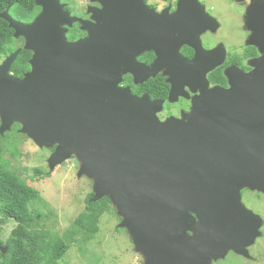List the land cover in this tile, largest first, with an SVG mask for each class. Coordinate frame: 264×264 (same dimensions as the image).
Returning a JSON list of instances; mask_svg holds the SVG:
<instances>
[{"label": "water", "instance_id": "obj_1", "mask_svg": "<svg viewBox=\"0 0 264 264\" xmlns=\"http://www.w3.org/2000/svg\"><path fill=\"white\" fill-rule=\"evenodd\" d=\"M91 1L102 8L89 12V21L59 11L58 0H37L42 11L30 23L14 19L9 8L0 13L13 37L24 39L0 63V135L17 123L35 146L54 148L50 170L74 157L78 177L92 181L90 202L109 198L142 264H211L229 250L248 256L258 225L235 218V193L264 191V57L248 74L227 70L229 87L193 98L185 121H159L160 108L148 96L118 87L123 74L137 70L147 79L165 63L179 73L206 74L221 61L203 62L194 44L196 57L182 59L177 50L188 41L181 38L165 46L162 32L177 30L170 25L177 11L163 26L164 14L143 0ZM76 21L87 36L68 42L62 27ZM22 50L31 52L30 69L15 78L10 69ZM143 51L156 56L150 66L135 60ZM174 81L171 75L170 96ZM220 170L238 182L222 198L211 194L210 177Z\"/></svg>", "mask_w": 264, "mask_h": 264}, {"label": "flooded vegetation", "instance_id": "obj_2", "mask_svg": "<svg viewBox=\"0 0 264 264\" xmlns=\"http://www.w3.org/2000/svg\"><path fill=\"white\" fill-rule=\"evenodd\" d=\"M36 1L34 0L32 19L23 23H30L41 13L42 7ZM143 1L155 13L164 14L167 22H163V26L169 24L170 20L173 19L174 13L177 11V21L170 22V25L177 26V30L170 31L164 28L162 32L163 42L166 43L165 46H167L168 42H172L173 39L179 40L181 38V42L188 41L183 42L177 50L182 59L191 61L196 57L197 50L191 45L194 44L200 46L203 62L221 61L218 66L206 74H202L200 71L196 75L191 74L190 71L179 73L168 67L167 63L164 64L154 77L147 79H143V76L137 70H135V74H123L118 87L121 89L127 88L137 98L148 96L160 108L156 113L159 121H165L170 117L185 121V115L191 111L193 98L202 96L204 92L216 87L225 89L229 87L228 79L225 75L227 70L231 69L248 74L254 70V63L264 57V0ZM256 1L257 4H255ZM59 3L64 5L62 9L70 17L84 21L90 20L92 14L89 12L102 8L99 3L92 2L91 0H59ZM231 10L239 12L236 14L238 20H222L225 14L230 15ZM80 26V23L76 21L70 27L68 25L62 27L66 30L65 37L68 42H74L87 36V32L82 31ZM143 34L144 31L140 29L134 32V35H137L138 38H141ZM23 44L24 39L21 38L16 45L20 48ZM167 52L168 49L165 47L166 55ZM5 57L0 59V63ZM155 58L156 56L153 51H143L135 57V60L140 65L147 67L152 64ZM23 74L20 76L12 75L15 78H21ZM171 75L175 80V93L170 96L172 85L168 80H170ZM19 129L20 125L14 123L11 125L9 131L0 135L5 140L6 146L12 148V152L8 149L5 150L3 162L7 165L10 172L28 184L15 167L16 161L14 158L20 155L19 149H16L18 148L16 147L17 142L22 136H25L19 132ZM13 150L15 151L13 152ZM220 172H217V174L214 172L210 177L212 185L211 194L222 198L223 195L226 197L227 187L237 185L238 182H232V179L237 180V177H233L232 175L226 176L227 174H224L221 170ZM262 186L264 187V182ZM235 194H237L238 199V205L234 207L236 211L235 218H250L252 227L258 225L259 236L251 245L245 248L248 256L244 257L229 250L224 258L212 259L211 263L221 264L229 258H234L248 264H264V192L243 187L239 188ZM231 195L232 193L230 192L229 196L231 197ZM226 208L227 203H222V206H220L221 212ZM37 210V206L31 210L29 209V215H38ZM1 211L0 209V230L5 224L10 222L15 223V217L9 214L8 210L3 209V215H1ZM187 235L190 237L192 233L188 232Z\"/></svg>", "mask_w": 264, "mask_h": 264}, {"label": "rangeland", "instance_id": "obj_3", "mask_svg": "<svg viewBox=\"0 0 264 264\" xmlns=\"http://www.w3.org/2000/svg\"><path fill=\"white\" fill-rule=\"evenodd\" d=\"M97 3L102 5L98 1ZM63 6L59 3V11L63 10ZM238 13L236 10H231L230 15L225 14L222 20L237 21ZM18 20L25 22L27 18L20 17ZM9 51L10 49L6 50L7 55L10 54ZM16 147L20 153L17 158H14L16 169L28 185L36 189L46 202V205L39 204L45 215L40 225L46 231L61 236L76 216L83 211L85 199L92 192V181L84 175L78 177L79 162L74 157L50 170L47 159L54 148H38L26 136L19 139ZM7 149L11 151L12 148ZM36 169L42 171V177L34 174ZM37 205L31 204L30 210ZM113 209L110 208L101 215L97 226L98 231L91 238L75 237L63 259L56 264H142L143 258L134 252L126 230L118 228L120 218ZM15 226L16 223L10 222L1 227L2 241L9 238ZM221 264L248 263L229 258Z\"/></svg>", "mask_w": 264, "mask_h": 264}, {"label": "trees", "instance_id": "obj_4", "mask_svg": "<svg viewBox=\"0 0 264 264\" xmlns=\"http://www.w3.org/2000/svg\"><path fill=\"white\" fill-rule=\"evenodd\" d=\"M9 8V14L16 18L26 17L32 19L34 0H0V13ZM21 38L13 37V30L8 24L0 19V59L18 48L16 45ZM31 52L22 50L11 66L10 72L14 76H20L29 71L28 61ZM8 147L5 140L0 136V209L8 210L13 215L15 228L9 238L0 246L6 248V252L0 251V264H56L63 259L69 249L70 243L75 237L91 238L98 231V223L101 215L113 209L108 197L97 202H90L93 196L90 192L85 199L82 212L69 225L68 229L60 236L46 231L40 225L44 219L40 205H46L39 192L30 187L26 182L8 170L3 162V154ZM35 175L42 177V171L36 169ZM31 204L37 205V214L29 215ZM114 210V209H113Z\"/></svg>", "mask_w": 264, "mask_h": 264}]
</instances>
